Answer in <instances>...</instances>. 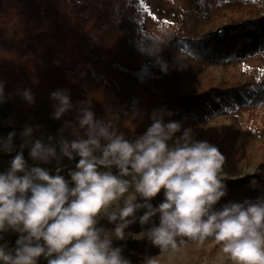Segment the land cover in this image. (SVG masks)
<instances>
[{"label": "clouds", "instance_id": "obj_1", "mask_svg": "<svg viewBox=\"0 0 264 264\" xmlns=\"http://www.w3.org/2000/svg\"><path fill=\"white\" fill-rule=\"evenodd\" d=\"M161 65L167 72L168 64ZM17 96L30 107L36 104L32 88L9 92L0 79V106ZM49 100L50 118L63 120L56 135L42 124L25 122L19 133L0 136V151L9 154L16 151L17 135L21 140L10 167L0 172V233H19L14 249L0 246V264H38L41 257L47 264H131L123 247L113 243L128 235L147 238L162 252L176 250L184 238L200 243L212 238L231 264H264V195L215 208L227 195L228 178L226 157L217 146L195 139L192 128L176 136L182 124L165 122L164 109L151 113L146 132L128 139L111 119L97 117L88 95L73 101L71 90L60 88L49 93ZM69 113L73 118L64 119ZM77 156L66 179L62 162ZM53 161L55 174L40 166ZM162 191L163 202L154 206L152 199ZM157 214L158 225L153 222ZM105 218L115 227L101 225ZM137 219L152 227L126 233ZM144 264L157 262L145 257Z\"/></svg>", "mask_w": 264, "mask_h": 264}, {"label": "trees", "instance_id": "obj_2", "mask_svg": "<svg viewBox=\"0 0 264 264\" xmlns=\"http://www.w3.org/2000/svg\"><path fill=\"white\" fill-rule=\"evenodd\" d=\"M218 14L228 15L226 22L199 34V26ZM147 18L140 0H0V79L12 78L18 86L32 88L37 98L44 94L49 104V93L60 88L70 89L73 101L88 95L98 117L111 119L127 136L146 132L154 110L166 112L172 103L170 90L195 69L186 60L208 58L228 66L264 51V0H195V8L178 26L157 17L147 27ZM161 62L168 64L167 72ZM217 89L235 90L241 105L264 106V79H227ZM202 100L192 93L182 105L193 116L201 115L197 105ZM15 121L10 100L0 106V136L15 130ZM20 143L17 135L16 151H0V172ZM24 156L32 162L29 149ZM225 184L227 195L215 205L217 210L229 202L254 201L264 195V162L254 175L227 178ZM161 202L151 201L154 206ZM154 221L159 222L158 214ZM11 233H0V246ZM192 241L184 238L182 245ZM38 264L47 260L41 257Z\"/></svg>", "mask_w": 264, "mask_h": 264}, {"label": "rangeland", "instance_id": "obj_3", "mask_svg": "<svg viewBox=\"0 0 264 264\" xmlns=\"http://www.w3.org/2000/svg\"><path fill=\"white\" fill-rule=\"evenodd\" d=\"M140 3L147 10V27H151L157 17L168 18L175 26H178L182 19L195 8V0H140ZM218 15L206 24H201L199 34L205 30L216 29L226 22L228 15ZM11 31H14V27ZM185 63L195 65V69L185 75L174 89L170 90L171 97L168 100H172V103L167 105L165 122L178 121L182 124V130L176 133V136L182 135L183 129L192 128L195 139L208 141L217 146L226 157L224 171L228 179H243L254 175L257 173L259 162H264L262 151L264 148V106L256 107L248 103L241 105L240 96L235 90H218L217 87L223 80H244L246 75L264 79V73L261 72L264 69V51L228 66L199 57L188 59ZM5 81H7L9 92L18 86L12 78L5 79ZM192 93H197L203 98L197 105V108L201 109V115L193 116L192 111L185 109L182 105V101ZM239 93L243 97L246 94L245 91H239ZM11 101L14 104L17 133L22 130L25 122H31L44 125L46 133L56 135L57 129L63 123V120L56 121L50 118L52 107L46 101L44 94L37 98L33 107L25 104L19 96ZM168 112L172 115H167ZM64 119L68 118L65 116ZM136 133H130L126 137L135 139L142 134ZM77 135L83 137V131H78ZM10 161L3 165L1 172L10 167ZM32 162L28 164L33 165L34 162ZM77 162L66 159L62 164L61 174L66 179L70 180L68 171L74 169ZM40 166L50 169L52 174H55L57 167L54 161ZM153 199L163 201V191ZM144 211L139 210L137 217ZM153 222L159 224L154 221V218ZM100 223L109 229L115 227L106 218ZM150 227H152V222L141 225L137 219L125 231L136 234ZM11 236L12 238L2 245L9 250L16 247L19 233L12 231ZM113 243L114 246L123 247V255L131 261V264H144L145 257L154 258L157 264H231L222 250V245L217 244L212 238L206 239L203 243L192 241L187 245H179L176 250L168 249L163 252L152 245L147 238L134 239L131 235H128L125 240L114 239Z\"/></svg>", "mask_w": 264, "mask_h": 264}, {"label": "snow or ice", "instance_id": "obj_4", "mask_svg": "<svg viewBox=\"0 0 264 264\" xmlns=\"http://www.w3.org/2000/svg\"><path fill=\"white\" fill-rule=\"evenodd\" d=\"M261 72L264 73V69H262Z\"/></svg>", "mask_w": 264, "mask_h": 264}]
</instances>
